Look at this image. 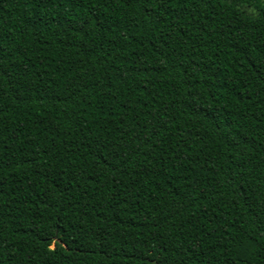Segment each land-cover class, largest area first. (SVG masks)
<instances>
[{"label":"trees","instance_id":"trees-1","mask_svg":"<svg viewBox=\"0 0 264 264\" xmlns=\"http://www.w3.org/2000/svg\"><path fill=\"white\" fill-rule=\"evenodd\" d=\"M0 264H264V0H0Z\"/></svg>","mask_w":264,"mask_h":264}]
</instances>
